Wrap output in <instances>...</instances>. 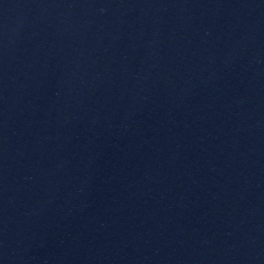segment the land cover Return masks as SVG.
I'll return each instance as SVG.
<instances>
[{"label": "water", "instance_id": "obj_1", "mask_svg": "<svg viewBox=\"0 0 264 264\" xmlns=\"http://www.w3.org/2000/svg\"><path fill=\"white\" fill-rule=\"evenodd\" d=\"M84 0H0V264H22Z\"/></svg>", "mask_w": 264, "mask_h": 264}]
</instances>
